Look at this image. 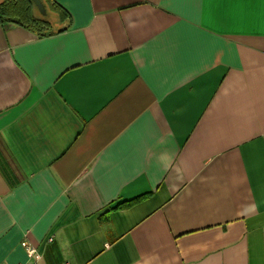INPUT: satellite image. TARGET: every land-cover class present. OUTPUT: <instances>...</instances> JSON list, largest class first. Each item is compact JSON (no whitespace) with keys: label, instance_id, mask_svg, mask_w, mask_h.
<instances>
[{"label":"crops","instance_id":"1","mask_svg":"<svg viewBox=\"0 0 264 264\" xmlns=\"http://www.w3.org/2000/svg\"><path fill=\"white\" fill-rule=\"evenodd\" d=\"M50 1L0 22V263L264 264V0Z\"/></svg>","mask_w":264,"mask_h":264},{"label":"trees","instance_id":"2","mask_svg":"<svg viewBox=\"0 0 264 264\" xmlns=\"http://www.w3.org/2000/svg\"><path fill=\"white\" fill-rule=\"evenodd\" d=\"M42 1L47 9L46 14L40 12L33 0H2L0 3V22L14 23L42 36L64 31L63 24H66L70 15L60 5L52 3L50 0ZM50 12L56 13L58 16L60 21L58 27L55 26L56 23L49 16ZM136 199L130 200L127 205Z\"/></svg>","mask_w":264,"mask_h":264},{"label":"built area","instance_id":"3","mask_svg":"<svg viewBox=\"0 0 264 264\" xmlns=\"http://www.w3.org/2000/svg\"><path fill=\"white\" fill-rule=\"evenodd\" d=\"M51 240L52 239H49V241H51ZM24 245L26 247V250H27V253H28L30 260L34 259V261H29L26 263H19V264H36V261L40 258V255L38 254L37 249L35 247L31 246L30 244H28L27 242H25ZM0 264H7V263L2 262Z\"/></svg>","mask_w":264,"mask_h":264},{"label":"water","instance_id":"4","mask_svg":"<svg viewBox=\"0 0 264 264\" xmlns=\"http://www.w3.org/2000/svg\"><path fill=\"white\" fill-rule=\"evenodd\" d=\"M33 2L36 4L42 14H46L47 9L42 0H33Z\"/></svg>","mask_w":264,"mask_h":264},{"label":"rangeland","instance_id":"5","mask_svg":"<svg viewBox=\"0 0 264 264\" xmlns=\"http://www.w3.org/2000/svg\"><path fill=\"white\" fill-rule=\"evenodd\" d=\"M1 2H2V0H0V3H1ZM49 16L52 17V19L54 20V23H56L55 26L58 27L59 24H60V21H59L58 16L56 15V13L50 12V13H49Z\"/></svg>","mask_w":264,"mask_h":264}]
</instances>
